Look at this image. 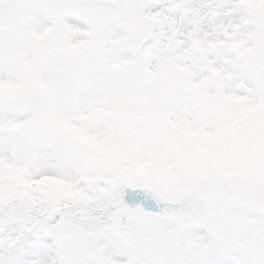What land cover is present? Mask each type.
<instances>
[{
	"label": "snow or ice",
	"instance_id": "6c2138e0",
	"mask_svg": "<svg viewBox=\"0 0 264 264\" xmlns=\"http://www.w3.org/2000/svg\"><path fill=\"white\" fill-rule=\"evenodd\" d=\"M0 264H264V0H0Z\"/></svg>",
	"mask_w": 264,
	"mask_h": 264
}]
</instances>
